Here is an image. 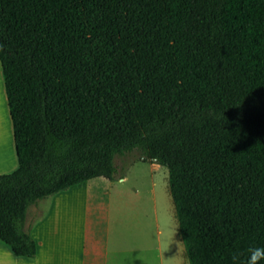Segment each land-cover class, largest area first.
<instances>
[{
    "label": "trees",
    "instance_id": "16d2710c",
    "mask_svg": "<svg viewBox=\"0 0 264 264\" xmlns=\"http://www.w3.org/2000/svg\"><path fill=\"white\" fill-rule=\"evenodd\" d=\"M0 67L15 257L37 256L31 206L134 153L168 171L189 264L264 247V0H0Z\"/></svg>",
    "mask_w": 264,
    "mask_h": 264
},
{
    "label": "rangeland",
    "instance_id": "374dc122",
    "mask_svg": "<svg viewBox=\"0 0 264 264\" xmlns=\"http://www.w3.org/2000/svg\"><path fill=\"white\" fill-rule=\"evenodd\" d=\"M114 166L117 175L113 181L97 179L31 206L26 214V226L37 244L39 259L17 258L8 246L0 242V264H45L47 250L40 243L46 242L49 228L53 224L59 227L61 222L77 220L98 224L100 237L106 236L104 227L108 224L116 236L125 230L126 236L134 238L141 235L147 243L153 241L152 232L157 227L162 233L164 263L171 264L179 257L180 261L189 264L168 192L167 169L139 162L136 153L115 157ZM16 169L12 124L0 67V175L11 174ZM130 222L142 224L140 227L144 234L130 230Z\"/></svg>",
    "mask_w": 264,
    "mask_h": 264
},
{
    "label": "crops",
    "instance_id": "0c3cea01",
    "mask_svg": "<svg viewBox=\"0 0 264 264\" xmlns=\"http://www.w3.org/2000/svg\"><path fill=\"white\" fill-rule=\"evenodd\" d=\"M134 223L130 222L128 228L137 234H144L140 227L142 224ZM120 224L125 225L123 222ZM97 226L79 220L61 222L59 227L53 224L47 232L46 242L40 243L47 250L45 264H165L162 233L157 227L152 232L153 241L147 243L141 235L134 238L126 236L124 229V235L120 236L123 234L120 232L116 236L108 224L104 227L106 236L100 237ZM39 254L37 252V260ZM171 264L186 263L178 257Z\"/></svg>",
    "mask_w": 264,
    "mask_h": 264
},
{
    "label": "clouds",
    "instance_id": "9594fccd",
    "mask_svg": "<svg viewBox=\"0 0 264 264\" xmlns=\"http://www.w3.org/2000/svg\"><path fill=\"white\" fill-rule=\"evenodd\" d=\"M232 261L233 264H241L239 254H233ZM261 261H264V247H256L248 250L247 259L243 264H261Z\"/></svg>",
    "mask_w": 264,
    "mask_h": 264
},
{
    "label": "bare ground",
    "instance_id": "6f19581e",
    "mask_svg": "<svg viewBox=\"0 0 264 264\" xmlns=\"http://www.w3.org/2000/svg\"><path fill=\"white\" fill-rule=\"evenodd\" d=\"M4 119V118H3ZM2 122V121H1ZM4 123V122H3ZM5 123H7V122H5Z\"/></svg>",
    "mask_w": 264,
    "mask_h": 264
}]
</instances>
